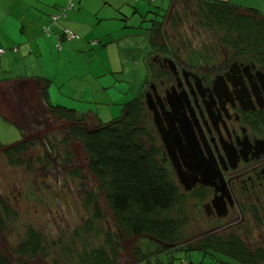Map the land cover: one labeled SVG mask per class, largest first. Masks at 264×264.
<instances>
[{
    "label": "rangeland",
    "instance_id": "374dc122",
    "mask_svg": "<svg viewBox=\"0 0 264 264\" xmlns=\"http://www.w3.org/2000/svg\"><path fill=\"white\" fill-rule=\"evenodd\" d=\"M54 1L56 2L57 0ZM73 1L77 3V8H79L81 2H87L88 0H81V2H78L79 0H68L66 7L61 8L59 11L66 8V10H69L68 13L71 14L70 9L72 8L70 5L73 4L74 7ZM108 1L110 0H106V3L113 10V6ZM137 1L139 0L127 1L128 8L126 6L121 12L113 10V13L108 15L100 10L103 9L101 6L104 1L90 0L88 10L84 11V15L80 20L83 23L96 25L95 31L89 35L95 39L94 45H97L96 49L103 51L104 56L113 60L111 65H108L105 61H97L95 67L96 75H94V79L89 81L93 93L88 95L87 98H83L80 95L82 94L84 83H73L74 89L81 97L82 106L93 108L95 116L102 123H108L120 118L124 105L139 96L144 90L146 86L144 83L149 79V76L153 75L155 77L157 76L156 73L159 72L152 62L149 64V59L152 56L149 35L153 25L146 20L155 18L159 20L158 22H161L160 20L163 19L158 17V14L162 16L167 11L172 13L175 8L180 11L181 25L178 31L172 29L171 20L169 21V18L166 19L167 42L164 43V41L161 42L160 40V43L161 45L165 44L167 47L165 49L162 48L160 51L169 54L174 50L178 53L177 59H181L182 64L188 62L194 65V63H198V65L194 66H199V64H205L223 57L219 45L222 44L220 40L223 38L224 32L219 27L211 28L201 25V23L204 24L206 21L200 14L199 18L198 15H194L195 12L199 13L194 5L197 0H140L142 2L140 10H137ZM26 3L30 5L27 1ZM183 3L186 6L185 13H182ZM25 8L26 6H21L19 10L18 5L14 16L15 23L5 24L3 29H0V44L4 48H6L3 44L5 43L3 42L5 40L4 33L9 35L8 37L16 34V38L27 39L29 44L34 41L39 43L38 50L36 47L37 56L35 55L32 61L26 63L17 62L13 65V76H15L13 80L19 81L21 79L16 76L25 71L30 72V74L35 72L40 74L44 70L49 72L50 75H54L55 73L52 72L54 67H56V60H59V53L55 50L58 43L55 34H53L55 43L52 45V38H43L41 35L40 20L28 15ZM37 8L38 16L43 18L54 12L58 14L57 8L59 7L54 9L53 5L48 3L37 6ZM18 10L19 13H17ZM34 26L39 28L38 35L34 32ZM22 28L24 33L21 31ZM26 30L27 33H25ZM14 45L20 46L19 43L11 46ZM101 45H105V47ZM91 47L93 48L94 46ZM223 48H225L224 45ZM177 49L180 50L177 51ZM227 50L228 52H234L233 48H228ZM241 52L252 57L264 55L263 49L254 52L245 48ZM196 54H199V57L197 61H193L192 58L196 59ZM73 59L76 60L77 58L74 57ZM76 64L81 68L79 60L76 61ZM141 64L143 67H141ZM112 67L117 68L116 73H110ZM139 67H141V70L144 69V77L141 75ZM101 69H104L105 72H101ZM5 70L8 71V69ZM106 70H109V73L106 74ZM3 76L11 78L10 73L1 72L0 77ZM141 78L143 79L141 80ZM19 89L20 91L16 95L13 92L4 101V106L7 104L11 113L1 111L3 108H1L0 103L1 113L15 123L0 116V138L2 140L0 143L5 146L18 144L23 139V133L27 141H37L34 147L29 149L28 153L23 154V158L47 157V161L35 163L31 171H27L24 167L15 169L7 166L6 160L0 154V200L19 214L15 221L11 219L6 222V227L0 225V254L15 262L17 257L12 253V249L19 242L20 236L31 226L45 235L48 244L55 243L58 240H61L62 244L51 248L46 256L39 254L34 259H29L28 262L30 264H53V261L57 259L63 261L62 246H70L74 233L76 231L82 232L87 221L93 218L99 220L96 232L100 228L103 233L99 238L95 234H88V236L84 234L78 240L75 239L76 246L78 248L81 246L79 251L83 250L84 241L87 242L86 247L88 245L96 247L104 242V233L118 234V231L106 199L97 189L96 179L87 172L85 165L86 155L81 145L72 141L70 148H67L68 151L70 149L74 154V161L70 164H65L62 161L61 151H63V147H59L54 154H50L42 139L43 135L50 136L51 141H60L63 136H66L65 125L57 123L58 126H56L52 118L49 117L48 111L38 108L34 100L37 93L36 89L24 88L23 85ZM126 98L128 100L125 101ZM8 101L11 104H8ZM66 101L69 102L70 100L66 99ZM76 167L81 169V174L78 180H72L69 172ZM90 191L95 193L99 217L95 215L94 205L89 202L86 196V193ZM194 194L196 193L190 195L184 192L187 197L184 207L186 215L189 217V224L184 231L187 236L185 241L187 243L196 242L209 233H221V231L225 230H234L236 227H244L247 222L245 218L250 220L251 216L248 212H246L248 213L247 215L246 213L244 215V211L237 210L232 215H229L224 222L212 221L198 213L197 209L201 205L194 206V203L198 202ZM1 218L5 219L0 208ZM250 223L248 227L252 230L255 226H252L251 221ZM239 230H241L240 235L244 238V241L252 246H256L257 241L261 240L257 231L253 232L250 238L243 229ZM261 231L264 234V228ZM118 242V240L115 241L116 246H118L117 264H132L127 242L123 241V246H120ZM139 243L144 246L147 245L148 237L141 238ZM173 256L175 258L174 264H217L215 258L210 255L205 257L204 252L194 251L188 253L179 251ZM162 258L167 260L171 256L163 255ZM226 262L235 264L228 259ZM60 264H68V261L66 260V263L64 261L60 262Z\"/></svg>",
    "mask_w": 264,
    "mask_h": 264
},
{
    "label": "trees",
    "instance_id": "16d2710c",
    "mask_svg": "<svg viewBox=\"0 0 264 264\" xmlns=\"http://www.w3.org/2000/svg\"><path fill=\"white\" fill-rule=\"evenodd\" d=\"M194 5L199 11L194 15L199 18L200 14L206 21L201 25L219 27L224 32L220 40L224 46L233 48L236 52L245 48L254 52L264 50V14L257 9L224 0H197ZM182 10V13L186 12L185 3L182 4ZM65 12L64 9L59 11L58 19L51 17L50 24H59ZM168 12L162 16L158 14L163 19L161 22L155 18L146 20L153 25L149 35L152 55L167 47L160 43V40L167 42L166 19L171 20V28L176 31L181 25L180 11L175 8L171 14L168 15ZM45 29L49 30L50 26ZM198 57L199 54H196V59L192 60L197 61ZM37 82L53 122L56 126L57 123L65 125L66 136L60 141H51L50 136L43 135L47 151L54 154L55 150L63 147L62 161L70 164L74 161V154L67 148H70L72 141L81 145L86 155L87 172L96 179L97 189L106 199L118 231V234L104 233V242L96 247H86L87 242L84 241L85 246L79 251L81 246H76L75 239L78 240L84 234H95L99 238L103 233L100 228L96 232L99 220L93 218L87 221L82 232L74 233L72 244L62 246L64 263L67 260L68 264H117L118 246L115 241L118 240L120 246H123V241L127 242L132 264H174L173 255L179 251L204 252L205 257L210 255L215 258L217 264H229L227 259L235 264H264V234L261 231L264 228V211L259 209L252 210V226H255L252 230L246 222L244 227L209 233L196 242H185L187 236L184 231L189 224L184 207L187 197L180 192L168 171L161 167L158 151L153 147L146 148L141 140L145 134L140 128L144 110L142 93L124 105L120 118L102 123L94 113H80L65 106L53 105L49 99L52 82L46 79H38ZM22 137V141L13 146L0 143V154L7 166L15 169L24 167L31 171L35 163L47 161V157L24 159L23 154L28 153L37 141H27L23 133ZM80 170L76 167L69 172L72 180L79 179ZM94 194L90 191L86 196L94 205L95 215L99 217ZM0 208L5 217L0 219L2 227H6V222L11 219L15 221L19 217L2 200ZM239 229H243L250 238L257 231L261 240H256L257 245L252 246L244 241ZM143 237H148V244L145 246L139 243ZM60 244L61 240L48 244L44 234L29 226L12 249L17 260L12 262L0 254V264H30L29 259H34L39 254L46 256L51 248ZM163 255L171 258L163 260ZM57 260L53 264L63 262Z\"/></svg>",
    "mask_w": 264,
    "mask_h": 264
},
{
    "label": "flooded vegetation",
    "instance_id": "af4514ba",
    "mask_svg": "<svg viewBox=\"0 0 264 264\" xmlns=\"http://www.w3.org/2000/svg\"><path fill=\"white\" fill-rule=\"evenodd\" d=\"M219 46L223 57L199 66L174 50L152 58L141 140L181 193H196L200 215L221 223L244 211L249 224L264 211V55Z\"/></svg>",
    "mask_w": 264,
    "mask_h": 264
},
{
    "label": "crops",
    "instance_id": "0c3cea01",
    "mask_svg": "<svg viewBox=\"0 0 264 264\" xmlns=\"http://www.w3.org/2000/svg\"><path fill=\"white\" fill-rule=\"evenodd\" d=\"M26 1L30 4L27 5ZM89 1L87 2H81L79 0L78 2H81L80 7L77 8V3H74V7L70 9L71 14H69V10H66L65 16L61 18L62 21H60L59 24L51 25L50 19L52 16L57 14L56 12L46 15L45 17H39L38 16V8L37 6L40 5H46L48 3H51L53 5V8L56 9V7L59 13V10L61 8L66 7L68 0H57L56 2L54 0H0V29H3L5 24L8 23H15V12L18 9L19 10L21 6H26L25 10L28 15H31L35 19L40 20L41 25V35L43 38H52V45L55 43V39L53 37V34L56 36V40L58 41L55 50L59 53V60H56V67H54V71L52 73H55L54 75H50L49 72H46L42 70L40 74L37 72L30 74V72L25 71L17 75L16 77L19 80H13L15 76H13V65L17 62H29L32 61L36 55V47L38 50L39 43L37 41H34L33 43H28L27 39H21L16 38V34L12 37H8L6 33H4L5 40L3 42L5 47H2L0 44V50H5V54H0V73H10L11 78L8 77H0V103L1 108L3 110L10 112L8 105L6 104L4 106V101H6V98L8 95L14 94L16 95L18 91H20L19 87L23 85L24 88L30 87V89H36L35 94V103L38 106V108H43L47 110L48 108L44 104L42 100V95L39 90V84L37 82L38 79H46L50 80L52 82L50 89H49V99L50 102L53 105H64L65 107L75 109L76 111L80 113H94L93 108H87V106H82L81 97L87 98L88 95H92L93 91L91 89V86L89 85V81L91 79H94V75H96V63L97 61H105L108 63V65H111L113 63V60L107 56H104L103 51H100L96 49L97 45H94V38L90 37V33L92 34L95 31V24L92 23H83L81 18L84 15V11L88 10ZM104 1V4L101 6L100 9L103 12L107 13L108 15H111L113 13V10L117 12L123 11L127 5V1L130 0H110L108 1L109 4L113 6L112 8L106 3V0H101V2ZM152 1V0H151ZM157 1V0H155ZM172 1V0H171ZM175 1V0H174ZM224 1H231L233 4L245 6L253 9H257L260 13L264 14V0H224ZM20 3V4H19ZM106 3V4H105ZM142 2L139 0L137 1L136 7L137 10L141 9ZM173 7V4H172ZM19 10L17 13H19ZM139 12V11H135ZM134 12V13H135ZM115 17V16H114ZM2 20V21H1ZM9 20V22H8ZM50 26V34L45 33V28ZM34 32L38 35L39 34V28L34 26ZM64 30H68L73 35H75L73 38H68L67 35H64ZM22 33H24V29H21ZM27 33V30L25 31ZM81 33V34H80ZM8 40V41H7ZM20 44V46L13 44ZM101 43V41H99ZM91 46H94L93 48ZM102 47H105V45H101ZM13 48H17L18 52H14ZM92 55V57H91ZM37 56V55H36ZM76 57L77 59L74 60L73 58ZM80 61L81 68L78 67L76 64V61ZM141 67L142 64H141ZM139 67V71L141 75L144 77L145 71L144 69L141 70ZM5 69H8L6 71ZM101 72H105L104 69L100 70ZM117 68L112 67L110 73H116ZM109 73V70H106V74ZM143 78H141L142 80ZM140 80V79H139ZM74 82H83V91L82 94H78L76 90L74 89ZM22 84V85H21ZM55 88V89H54ZM137 95V94H136ZM2 97V98H1ZM2 99V100H1ZM66 99L70 100L69 102L66 101ZM128 100V98L125 99V101ZM8 104H11L8 101ZM86 104V103H84ZM88 105V104H87ZM91 105V104H89ZM0 111V116L3 118H6ZM11 113V112H10ZM7 119V118H6ZM9 120V119H7ZM11 121V120H9ZM13 122V121H11ZM14 123V122H13ZM15 124V123H14ZM17 126V125H16ZM18 128H20L18 126ZM0 138V142H1Z\"/></svg>",
    "mask_w": 264,
    "mask_h": 264
},
{
    "label": "clouds",
    "instance_id": "9594fccd",
    "mask_svg": "<svg viewBox=\"0 0 264 264\" xmlns=\"http://www.w3.org/2000/svg\"><path fill=\"white\" fill-rule=\"evenodd\" d=\"M73 6H71V8H72ZM169 13L171 14V12H168V15H169ZM52 18H54V19H58L59 18V16H58V14L57 15H55V16H52ZM45 33L46 34H50V29L49 30H47V29H45ZM71 36H72V38L75 36V35H73V34H70ZM13 51L14 52H18V49L17 48H13ZM6 53V52H5ZM4 53V54H5ZM159 52H155V54H153L152 55V57L149 59V64L152 62V58H154V57H156V55L158 54ZM4 54H2V55H4ZM151 76H149V78H150ZM144 85H145V83H144ZM143 91V90H142ZM142 93V92H141ZM46 105V104H45ZM47 107V106H46ZM72 109V108H71ZM47 111H48V114H49V117H50V111H49V109H47ZM78 112V111H77ZM21 129V128H20Z\"/></svg>",
    "mask_w": 264,
    "mask_h": 264
},
{
    "label": "bare ground",
    "instance_id": "6f19581e",
    "mask_svg": "<svg viewBox=\"0 0 264 264\" xmlns=\"http://www.w3.org/2000/svg\"><path fill=\"white\" fill-rule=\"evenodd\" d=\"M63 33L64 35H67L68 38H72L68 30H64ZM4 53H5V50H0V54H4Z\"/></svg>",
    "mask_w": 264,
    "mask_h": 264
}]
</instances>
